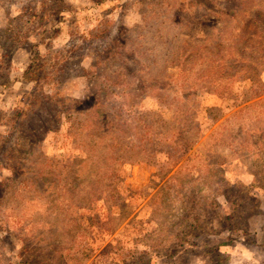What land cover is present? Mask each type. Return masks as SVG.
I'll return each instance as SVG.
<instances>
[{
    "label": "rangeland",
    "instance_id": "1",
    "mask_svg": "<svg viewBox=\"0 0 264 264\" xmlns=\"http://www.w3.org/2000/svg\"><path fill=\"white\" fill-rule=\"evenodd\" d=\"M0 264H264V0H0Z\"/></svg>",
    "mask_w": 264,
    "mask_h": 264
},
{
    "label": "trees",
    "instance_id": "2",
    "mask_svg": "<svg viewBox=\"0 0 264 264\" xmlns=\"http://www.w3.org/2000/svg\"><path fill=\"white\" fill-rule=\"evenodd\" d=\"M252 21H255V20H252ZM263 24V23H262ZM248 25L249 24H247L246 25V28L247 29H250L249 27H248ZM250 33V35L252 34L251 32H249ZM248 39H245L244 41L246 42V45L247 46H250L249 44H250V39H249V37H247ZM111 49V45L110 46H105L104 48H103V51H107L106 53H108L109 52V50ZM112 50V49H111ZM31 67L33 68V70L31 71V73H29L28 74V72L30 71V69H31ZM41 68H42V64H39L38 63V60L34 63V65H32V64H30L29 66H28V68L24 71V75H25V78L27 79V80H30V81H34V83H36V81H38V80H40L41 78H43L42 77V73H41ZM139 82H142L141 80L139 81ZM104 92H105V90H104ZM129 92V91H128ZM130 92H132V91H130ZM94 93L95 92H92V93H89V94H87L86 95V97H84L83 99H79V100H75L76 102H77V105H81V104H83L84 102H86V103H89L88 104V106H94L95 105V103H96V99H98V98H96V97H94ZM113 93V92H112ZM124 94V93H123ZM88 99H93V100H91L92 102L90 103V101H87ZM67 100V99H66ZM66 100H64L63 99V101H66ZM99 100H101V99H99ZM107 100L105 99V98H102V102L104 103V102H106ZM84 108H86L85 106H84ZM25 108H23L22 110H20L19 111V115H21L22 117H23V119L25 118V117H27V115H28V113L29 112H27L26 110H28V109H26V110H24ZM70 109V107L68 108V107H61L60 109H59V111L58 112H56V113H51V114H53V117L54 118H60V115L62 114V112L64 111H66V112H68V111H72L73 109H71V110H69ZM32 110V109H31ZM30 109H29V111H31ZM68 110V111H67ZM128 110H130V107L128 108ZM32 112V111H31ZM41 112H38L37 113V115L38 114H40ZM104 115H107V117H106V119H105V122H110V120H112L111 122H114V121H118V120H121V118H119L121 115L120 114H116V116L114 117V116H111L110 114H107V113H104ZM29 123V121L26 123V124H28ZM48 130H50V129H48ZM117 130H119V131H122L123 132V126L122 125H118L117 126Z\"/></svg>",
    "mask_w": 264,
    "mask_h": 264
}]
</instances>
